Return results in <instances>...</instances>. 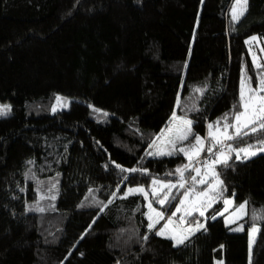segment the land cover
Instances as JSON below:
<instances>
[{"label":"trees","instance_id":"trees-1","mask_svg":"<svg viewBox=\"0 0 264 264\" xmlns=\"http://www.w3.org/2000/svg\"><path fill=\"white\" fill-rule=\"evenodd\" d=\"M234 2L0 0V103L11 106L0 116V264H264V152L216 166L223 198L249 201L238 223L259 219L251 259L248 230L211 218L223 198L206 230L178 246L149 230L143 195L112 199L154 178L178 181L183 154L146 155L173 112L206 137L238 106L242 72L257 87L264 68L245 41H264V0H248L235 22ZM37 201L45 212L30 210Z\"/></svg>","mask_w":264,"mask_h":264},{"label":"snow or ice","instance_id":"snow-or-ice-1","mask_svg":"<svg viewBox=\"0 0 264 264\" xmlns=\"http://www.w3.org/2000/svg\"><path fill=\"white\" fill-rule=\"evenodd\" d=\"M248 0H235L231 8L232 20L239 21L247 11ZM258 37H250L245 43L252 45L253 42L258 41ZM251 51V48L249 49ZM264 51V48L261 49ZM253 64L257 69L264 68L261 65L255 55H253ZM197 91H200L197 89ZM58 103L61 102V97H56ZM179 98L177 105L179 106ZM64 106H67L64 104ZM234 111L231 113V118L228 113L213 123L207 124V136L201 137L193 131V120L186 119L184 116H178L175 112L172 115V125L167 129V133L163 137H157L152 141V146L155 148L154 152H150L149 155L156 156H171L174 154H183L188 163L177 167L175 169V175L179 177L176 183L171 181L165 182L160 178H154L151 181L149 189L144 187L128 188L122 198L132 194H141L145 200H148L147 207L149 212L147 219L149 220V230L155 229L156 225L161 220H165V212L163 210L153 207V203L158 204L161 209L165 205L171 203L177 197L173 194V189H183V192L179 193V202L175 205V211L171 213L166 219L163 226L156 232L157 235L166 236V238L174 241V246L183 245L192 234L205 229V224L201 223L194 216V213H198L200 217H204L208 209L212 208L213 204L221 200L224 196V192L227 190L224 186V181L220 178V173L217 171V165L228 166L229 161L232 159V153H235V158L248 159L258 153L264 152V138L258 139L254 144H247L244 147H233L228 141H234L242 139L249 135H255L257 133H264V71L259 74V82L257 87H252L251 77L247 75V72H242L239 91L238 106H233ZM56 107H53V111ZM11 111L10 105H0V116H5ZM95 111H99L98 109ZM106 115V113H105ZM231 130V131H230ZM190 142L187 147H177L178 144L184 141ZM157 141H160L158 144ZM206 141L208 146L205 147ZM226 149V150H225ZM208 153V158L201 161L200 157L203 152ZM31 163V162H29ZM201 165V166H195ZM117 168L120 165H116ZM124 172H137L140 169L133 168L121 169ZM147 173V169L143 170ZM189 173V179L185 178V173ZM194 172L195 175H191ZM171 176L173 173H168ZM199 177V179H197ZM35 178V177H33ZM126 179V178H125ZM197 185L204 186L200 190H197ZM56 189V185L53 184L48 189L52 192ZM93 189H89V195H92ZM115 195V193H113ZM149 195L152 199L149 200ZM235 194L233 198H223L224 213H230L225 217L226 226L237 224V227L231 228V231H243L244 225L238 223L248 215L247 207L249 201H244L239 205H235ZM50 198L56 199V195L47 197L45 195L40 196V200ZM88 197H85L87 200ZM112 201H109L111 203ZM81 206H84L83 203ZM54 205L52 208L54 209ZM231 209V211H230ZM30 210L43 213L46 211L44 207H41L39 201L34 208ZM177 214H180L177 216ZM192 217L191 220L188 218ZM253 219H257L256 213L253 210ZM260 219H264L262 214ZM212 219H216L213 215ZM187 225V227H185ZM259 229L253 224L250 231L249 249L251 251L253 243H255L256 234ZM83 238V237H82ZM147 239V237H145Z\"/></svg>","mask_w":264,"mask_h":264},{"label":"rangeland","instance_id":"rangeland-1","mask_svg":"<svg viewBox=\"0 0 264 264\" xmlns=\"http://www.w3.org/2000/svg\"><path fill=\"white\" fill-rule=\"evenodd\" d=\"M251 37H253V36H251ZM256 37L259 38L258 41H257V42H253L252 45H249V49L251 48V51H250V52H251L252 57H253V55H255L257 61H258L260 64H262V62H264V51H261V49L264 48V41H263L259 36H256ZM249 38H250V37H249ZM249 38H248L247 40H249ZM253 88H254V87H253ZM63 104H65L64 101H63ZM0 105H8V104L0 103ZM55 107H56V110H58V109H57L58 107H57V106H55ZM66 107H67V106H66ZM66 107H64V108H66ZM68 107H69V106H68ZM68 107H67V108H68ZM60 108H61V106H60ZM60 108H59V109H60ZM175 113H176V115H178L177 112H175ZM178 116H181V115H178ZM185 118H186V117H185ZM186 119H187V118H186ZM171 125H172V120H170L169 124H168L164 129H162V131H160V133L157 135V137H163V136L167 133V129H168ZM230 131H231V130H230ZM200 136H201V135H200ZM157 137H156V138H157ZM201 137H203V136H201ZM156 138H155V140H156ZM190 142L194 143V141L191 140V138H190V141H184V142L178 144L177 147H187L188 144H189ZM157 143L159 144L160 141H157ZM226 143H227V142H226ZM233 147H235V146H233ZM236 148H237V147H236ZM154 151H155V148H154V147L152 146V144H151V145L149 146L147 152H146V155H147V156H156V155H149L150 152H154ZM234 154H235V153H234ZM258 154H259V153H258ZM252 157H254V156H252ZM207 158H208V156L204 157V156H202V154H201V157H200L201 161H203V160H205V159H207ZM250 158H251V157H250ZM195 166H201V165H195ZM187 179H188V178H187ZM197 179H199V177H198ZM165 182H168V181H165ZM171 182L176 183L177 181H171ZM150 186H151V185H150ZM150 186H149V187H148V186H144V185H133V186H127L123 191L116 193V194L112 197V199L115 198V197H123V196H124V193L127 192L128 188L144 187L145 189H149ZM196 187H197V190H200V189H201L202 187H204V186L197 185ZM182 190H183V189H180V190L173 189V190H172V191H173V194L176 195L177 198H176L175 200H172L170 204L165 205L163 209H161L160 206H159L158 204L153 203V207H155V208H157V209H160V210H163V211L165 212V220H161L160 223L156 225V228H155V229H152V230H155V232H157V231L163 226V224L166 222L167 217H168L169 215H171V213H172L173 211H175V205L178 204V202H179V198H180L179 193H180ZM182 192H183V191H182ZM132 195H133V194H132ZM230 198H233V197H230ZM151 199H152V197H151V195H149V200H151ZM145 202H146L145 204H146V207H147L148 200H145ZM234 202H235V205H239L240 203H242V202H240V203H236L235 198H234ZM243 202H244V201H243ZM213 205H214V204H213ZM208 210H209V209H208ZM208 210L206 211L204 217H197L198 213H194L195 218H196L197 220H199L201 223L205 224V226H206V222H207V212H208ZM230 211H231V209H230ZM247 211H248V207H247ZM148 212H149V209H148V207H147V210H146V216H147ZM222 212H224V208L221 209L220 211H218L217 213H215L214 215L216 216V218H218V217H222V218L224 219V222H225V217L228 216L230 213H224L223 216H222V215H219V213H222ZM179 215H180V214H177V216H179ZM198 216H199V215H198ZM212 216H213V215H212ZM212 216H211V218H212ZM188 219L191 220L192 217H189ZM258 220H259V219H258ZM258 220L254 221V222L252 223V225H250V226H248V227H246L245 224H243V225H244V230H245V229L248 230V248H249V239H250V235H249V234H250V231H251V227H252L253 224H254V225L259 229L260 223H259ZM148 223H149V220H148ZM185 227H187V225H185ZM201 230H202V229H201ZM244 230H243V231H244ZM199 231H200V230H199ZM197 232H198V231H197ZM197 232H195V233H197ZM195 233H194V234H195ZM194 234H192V235H194ZM192 235H191V236H192ZM160 236H161V235H160ZM191 236H190V237H191ZM257 236H258V233L256 234V239H257ZM164 237H166V236H164ZM256 239H255V242H256ZM171 240H172V239H171ZM173 242H174V241H173ZM254 245H255V243H253L252 248H251V251H250V249H249L250 259H251V257H252V252H253V247H254ZM215 264H223V260H222L221 258H216V260H215Z\"/></svg>","mask_w":264,"mask_h":264}]
</instances>
